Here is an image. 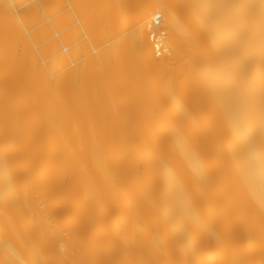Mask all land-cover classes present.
Returning a JSON list of instances; mask_svg holds the SVG:
<instances>
[{
	"label": "bare ground",
	"instance_id": "1",
	"mask_svg": "<svg viewBox=\"0 0 264 264\" xmlns=\"http://www.w3.org/2000/svg\"><path fill=\"white\" fill-rule=\"evenodd\" d=\"M0 264H264V0H0Z\"/></svg>",
	"mask_w": 264,
	"mask_h": 264
}]
</instances>
